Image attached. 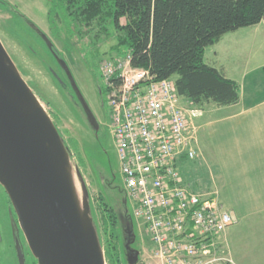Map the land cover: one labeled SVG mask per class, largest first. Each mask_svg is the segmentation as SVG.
<instances>
[{"label": "rangeland", "instance_id": "1", "mask_svg": "<svg viewBox=\"0 0 264 264\" xmlns=\"http://www.w3.org/2000/svg\"><path fill=\"white\" fill-rule=\"evenodd\" d=\"M53 5L54 0H0V38L24 79L36 92L59 127L70 150L75 178L81 194L82 184L78 179L76 168H79L86 181L90 192L89 201L93 204L94 215L101 229L105 254L108 251L111 254L113 252L111 247L117 242L126 260L124 248L126 238L123 228L124 224L130 221L131 216L137 236L133 247L140 250L139 261L136 264H162L154 254L151 236L145 225L142 220L137 221L133 213V205L121 175L117 148L108 127L110 111L97 66L104 59L116 58L111 47L117 42L115 39H109L101 47V56L94 58L91 47L85 38H79L70 28L63 11L55 9V14L51 13ZM35 27L39 28L45 37ZM246 28L242 33L246 32ZM110 29L116 33L112 26ZM50 41L53 49L48 45ZM208 50V53L211 52V49ZM63 65L70 69L85 100L99 112L102 123L99 129L88 123L86 113L76 92L72 89ZM182 103L187 109L193 130L196 128L194 125L196 118L201 119L209 113L212 114L210 110L214 106L209 102L197 105L186 98ZM202 152L206 157L210 154L209 152L206 154L205 150L201 151L198 147V155L192 161L183 160L179 165L183 177L186 178L187 184L194 187L193 190L198 189L197 191L203 194H211L217 192L215 187L220 182V176L215 165L202 162L204 156ZM194 161L198 165V170L193 172ZM214 175L215 177H212ZM103 200L118 214L120 225L118 241L110 236L111 226L106 225L105 222L109 210L106 211L107 205ZM110 254L107 264H113ZM33 260L36 259L33 257ZM123 264H128L127 260Z\"/></svg>", "mask_w": 264, "mask_h": 264}, {"label": "built area", "instance_id": "2", "mask_svg": "<svg viewBox=\"0 0 264 264\" xmlns=\"http://www.w3.org/2000/svg\"><path fill=\"white\" fill-rule=\"evenodd\" d=\"M131 53L98 66L110 134L135 218L162 264H219V235L236 222L218 194L189 187L180 163L194 159L195 130L173 78L132 64Z\"/></svg>", "mask_w": 264, "mask_h": 264}, {"label": "water", "instance_id": "3", "mask_svg": "<svg viewBox=\"0 0 264 264\" xmlns=\"http://www.w3.org/2000/svg\"><path fill=\"white\" fill-rule=\"evenodd\" d=\"M48 45L53 49L52 42ZM89 122L94 112L63 65ZM78 189L70 150L59 127L24 79L0 38V184L11 196L19 225L39 264H107L90 192ZM124 224L128 264L139 261L131 216Z\"/></svg>", "mask_w": 264, "mask_h": 264}, {"label": "trees", "instance_id": "4", "mask_svg": "<svg viewBox=\"0 0 264 264\" xmlns=\"http://www.w3.org/2000/svg\"><path fill=\"white\" fill-rule=\"evenodd\" d=\"M55 9L63 11L79 38H85L94 58L115 39L111 50L116 57L131 53L134 66L149 68L160 79L173 78L178 94L197 105H233L240 100V84L206 63L205 49L226 33L264 20V0H54L51 13ZM105 203L106 225L118 241V214ZM92 215L101 238L93 204ZM111 248L106 260L110 254L113 264H123L122 248L117 242Z\"/></svg>", "mask_w": 264, "mask_h": 264}, {"label": "crops", "instance_id": "5", "mask_svg": "<svg viewBox=\"0 0 264 264\" xmlns=\"http://www.w3.org/2000/svg\"><path fill=\"white\" fill-rule=\"evenodd\" d=\"M244 28L205 49L204 61L239 83L241 98L196 118L195 148L210 153L202 162L216 166L215 193L236 220L219 235L221 255L229 264H264V20Z\"/></svg>", "mask_w": 264, "mask_h": 264}, {"label": "flooded vegetation", "instance_id": "6", "mask_svg": "<svg viewBox=\"0 0 264 264\" xmlns=\"http://www.w3.org/2000/svg\"><path fill=\"white\" fill-rule=\"evenodd\" d=\"M89 105L94 112L96 123L101 127L99 112L95 111L90 103ZM86 119L88 120L87 114ZM88 123L91 124L89 120ZM33 257V252L20 228L11 196L0 184V264H39Z\"/></svg>", "mask_w": 264, "mask_h": 264}]
</instances>
